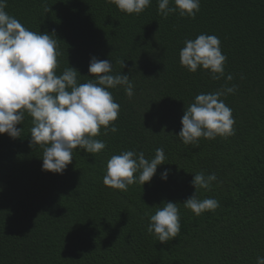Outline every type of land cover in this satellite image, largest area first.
<instances>
[{
  "label": "trees",
  "instance_id": "obj_1",
  "mask_svg": "<svg viewBox=\"0 0 264 264\" xmlns=\"http://www.w3.org/2000/svg\"><path fill=\"white\" fill-rule=\"evenodd\" d=\"M5 11L30 31L55 34L57 75L72 67L85 83L95 79L91 58L108 59L113 75H129L134 95L109 90L120 105L117 132L105 136L101 128L95 139L105 149L73 150L63 174L42 170L43 147H30L27 114L18 139L0 135V264H256L264 257V0H200L195 19L164 18L157 0L139 15L108 0H6ZM200 34L220 39L221 79L181 66L184 41ZM232 86L221 99L235 134L185 145L178 137L184 110L198 94ZM161 147L167 159L150 182L126 192L104 185L113 155L142 151L151 159ZM201 171L217 180L198 198L220 207L197 216L183 203ZM165 202L179 204L180 233L162 244L147 229Z\"/></svg>",
  "mask_w": 264,
  "mask_h": 264
},
{
  "label": "clouds",
  "instance_id": "obj_2",
  "mask_svg": "<svg viewBox=\"0 0 264 264\" xmlns=\"http://www.w3.org/2000/svg\"><path fill=\"white\" fill-rule=\"evenodd\" d=\"M108 2L129 15H139L151 5V0ZM157 3L164 18L179 12L181 17L195 19L200 11V0H157ZM5 8L6 0H0V135L18 139L23 129L17 126L23 124L27 114L32 118L30 147H43L42 170L63 174L73 161V150L80 148L89 154H98L105 149V143L95 137L101 128L105 136L117 132L114 122L120 112V105L109 90L123 87L132 98L134 85L129 75L112 74L110 60L95 57L91 58L88 68L94 80L79 83V72L72 67L57 75L60 52L55 34L26 29ZM184 44L179 53L181 66L192 73L208 70L214 80L225 76L227 57L222 53L219 37L200 34L185 40ZM232 79L231 74L227 75V81ZM235 91L236 87L232 86L195 97L181 119L178 137L185 145H198L200 138L214 140L235 134L232 109L221 99ZM166 159L162 147L156 149L151 159L142 151L113 155L107 162L103 183L121 192L133 184L143 186L152 180ZM169 175L170 169H167L161 173V179L166 181ZM216 180L215 173L206 175L201 171L193 175L195 192L183 203L184 208L197 216L219 208L218 200L199 199L197 195L201 189L211 190ZM178 205L165 202L150 216L147 231L155 234L162 244L180 233ZM256 264H264V257H257Z\"/></svg>",
  "mask_w": 264,
  "mask_h": 264
}]
</instances>
